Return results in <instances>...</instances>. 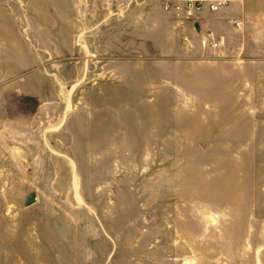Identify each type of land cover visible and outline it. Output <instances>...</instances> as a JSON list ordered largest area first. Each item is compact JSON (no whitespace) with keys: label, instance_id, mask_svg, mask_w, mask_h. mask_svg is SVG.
Here are the masks:
<instances>
[{"label":"rangeland","instance_id":"obj_1","mask_svg":"<svg viewBox=\"0 0 264 264\" xmlns=\"http://www.w3.org/2000/svg\"><path fill=\"white\" fill-rule=\"evenodd\" d=\"M161 9L0 0V264H264V54Z\"/></svg>","mask_w":264,"mask_h":264},{"label":"crops","instance_id":"obj_2","mask_svg":"<svg viewBox=\"0 0 264 264\" xmlns=\"http://www.w3.org/2000/svg\"><path fill=\"white\" fill-rule=\"evenodd\" d=\"M252 1L247 0V4H232L217 13H211L207 10L202 11L194 20H181L175 16L167 14L162 5L160 12V25L162 28V36L169 37L171 43H175L178 47L183 44L188 51L181 52L185 58L191 59L194 56L204 55V50L216 51L222 61L219 64L222 67L229 64L238 65L248 64L259 58L260 54H264V21L256 20L252 12ZM236 23L240 26L237 27ZM188 28V36H184L188 40L186 43L181 40L182 26ZM207 35H212L219 43L217 48H204L201 41ZM235 42L237 46L231 49V44ZM180 48V47H179ZM180 49V50H181ZM243 61V62H241ZM188 64H191L188 62ZM241 67V66H240ZM238 68V67H236Z\"/></svg>","mask_w":264,"mask_h":264},{"label":"built area","instance_id":"obj_3","mask_svg":"<svg viewBox=\"0 0 264 264\" xmlns=\"http://www.w3.org/2000/svg\"><path fill=\"white\" fill-rule=\"evenodd\" d=\"M243 4L244 0H162L163 9L167 14L181 20H194L199 13L207 10L217 13L232 4ZM239 27L240 24L236 23ZM204 48H217L219 43L212 35H207L201 41Z\"/></svg>","mask_w":264,"mask_h":264}]
</instances>
